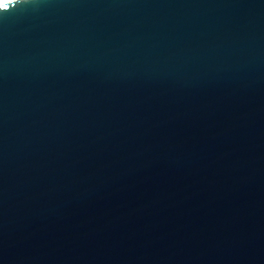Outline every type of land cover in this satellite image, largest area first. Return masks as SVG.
<instances>
[{"label": "water", "instance_id": "95a60500", "mask_svg": "<svg viewBox=\"0 0 264 264\" xmlns=\"http://www.w3.org/2000/svg\"><path fill=\"white\" fill-rule=\"evenodd\" d=\"M0 264H264V0L3 3Z\"/></svg>", "mask_w": 264, "mask_h": 264}, {"label": "snow or ice", "instance_id": "6c2138e0", "mask_svg": "<svg viewBox=\"0 0 264 264\" xmlns=\"http://www.w3.org/2000/svg\"><path fill=\"white\" fill-rule=\"evenodd\" d=\"M3 6V2H2V0H0V7H2Z\"/></svg>", "mask_w": 264, "mask_h": 264}, {"label": "bare ground", "instance_id": "6f19581e", "mask_svg": "<svg viewBox=\"0 0 264 264\" xmlns=\"http://www.w3.org/2000/svg\"><path fill=\"white\" fill-rule=\"evenodd\" d=\"M6 1H8V0H2L3 3H6ZM10 1H12V0H10Z\"/></svg>", "mask_w": 264, "mask_h": 264}]
</instances>
